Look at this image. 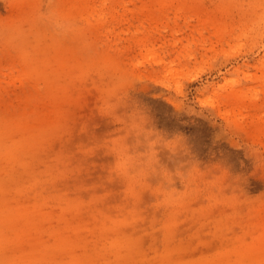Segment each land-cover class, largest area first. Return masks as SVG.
<instances>
[{"label": "rangeland", "instance_id": "rangeland-1", "mask_svg": "<svg viewBox=\"0 0 264 264\" xmlns=\"http://www.w3.org/2000/svg\"><path fill=\"white\" fill-rule=\"evenodd\" d=\"M262 158L264 0H0V264H264Z\"/></svg>", "mask_w": 264, "mask_h": 264}, {"label": "snow or ice", "instance_id": "snow-or-ice-1", "mask_svg": "<svg viewBox=\"0 0 264 264\" xmlns=\"http://www.w3.org/2000/svg\"><path fill=\"white\" fill-rule=\"evenodd\" d=\"M250 175L258 176L259 179L264 180V158L261 159L258 169L254 172H251ZM247 179L246 177L244 178Z\"/></svg>", "mask_w": 264, "mask_h": 264}]
</instances>
